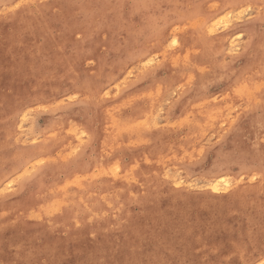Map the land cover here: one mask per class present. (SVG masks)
I'll return each mask as SVG.
<instances>
[{
	"label": "rangeland",
	"instance_id": "1",
	"mask_svg": "<svg viewBox=\"0 0 264 264\" xmlns=\"http://www.w3.org/2000/svg\"><path fill=\"white\" fill-rule=\"evenodd\" d=\"M262 4L0 0V264H264Z\"/></svg>",
	"mask_w": 264,
	"mask_h": 264
},
{
	"label": "bare ground",
	"instance_id": "2",
	"mask_svg": "<svg viewBox=\"0 0 264 264\" xmlns=\"http://www.w3.org/2000/svg\"><path fill=\"white\" fill-rule=\"evenodd\" d=\"M164 1H166V0H164ZM215 1H217V0H215ZM232 1H233V0H232ZM232 1H231V0H223V6H224V7H227V6L230 7L231 4H232V5H233V4H241V3L245 2L246 0H236V1H234V2H232ZM194 3H195V2H194ZM260 3H261V2H260ZM206 4H207V3H206ZM216 5H217V4H216ZM262 5L264 6V4H262ZM195 6H196V5H195ZM204 6H205V3H204ZM188 7H189V6H188ZM196 7H197V6H196ZM207 7H208V6H207ZM251 7H252V5H251ZM197 8H198V7H197ZM252 8H253V7H252ZM53 9H54V8H53ZM195 9H196V8H194V10H195ZM211 9H212V8H211ZM230 9L232 10V8H230ZM255 9H256V8H255ZM259 9H260V8H259ZM173 10H174V9H173ZM234 10H235V9H234ZM245 10H246V8H245ZM53 11H54V10H53ZM58 11H59V10H58ZM177 11H178V10H177ZM168 12H169V11H168ZM197 14H198V13H197ZM242 15H243V14H242ZM238 16L241 17V15H238ZM238 16H237V17H238ZM108 17H109V16H108ZM178 17H179V16H178ZM178 17H177V18H178ZM227 17H228V16H227ZM234 17H235V16H234ZM242 17H243V16H242ZM43 19H44V18H43ZM166 19H167V18H166ZM229 19H230V18H229ZM213 20H215V19H213ZM226 20H227V19H226ZM232 20H233V19H232ZM243 20H244V19H243ZM215 21H216V20H215ZM218 21H219V20H218ZM222 21H223V20H222ZM230 21H231V20H230ZM210 22H211V21H210ZM228 22H229V21H228ZM63 23H64V22H63ZM226 23H227V22H226ZM219 24H220V23H218V22H217V23H214V22H213L212 24H209L210 26L208 25V28H207V29L209 30V33H210V34H216V31L218 30V29H217V25H219ZM227 24H228V23H227ZM230 24H231V22H230ZM193 25H194V24H193ZM99 26H100V25H99ZM107 26H108V25H107ZM167 26H168V25H167ZM100 28H101V27H100ZM106 28H107V27H106ZM115 28H116V27H115ZM154 28H155V27H154ZM154 28H153V29H154ZM162 29H163V28H162ZM216 29H217V30H216ZM106 30H107V29H106ZM112 30H113V29H112ZM113 31H114V30H113ZM156 31H157V30H156ZM159 31L161 32V30H159ZM104 33H105V32H104ZM110 33H112V32H110ZM144 33H145V32H144ZM105 35H106V34H105ZM105 35H104V36H105ZM110 35H111V34H110ZM158 35H159V34H158ZM229 35H231V32H228V33L226 34V36H229ZM129 36H130V35H129ZM149 36H150V34H149ZM155 36H156V35H155ZM246 36H247V35H246ZM44 37H46V36H44ZM95 37L97 38V36H95ZM122 37H123V36H122ZM130 37H131V36H130ZM151 37H152V36H151ZM153 37H154V36H153ZM147 38H148V37H147ZM232 38H233V37H232ZM97 39H98V38H97ZM89 40H90V39H89ZM114 40H115V39H114ZM130 40H131V39H130ZM146 40H149V39H146ZM175 40H176V39H175ZM229 40H230V42L228 41V43H230V45H232V46H230V47L235 48V47H234V44L231 42V38H229ZM91 41H92V40H91ZM97 41H98V40H97ZM132 41H133V40H132ZM142 41H143V40H142ZM142 41H141V42H142ZM173 41H174V40H173ZM176 41H177V40H176ZM232 41H233V40H232ZM145 42H146V41H145ZM145 42H144V43H145ZM90 43H91V42H90ZM137 43H138V42H137ZM93 44H94V43H93ZM95 44H96V43H95ZM161 44H162V43H161ZM161 44H160V47L162 46ZM164 44H165V43H164ZM173 44H174V43H172V45H173ZM176 44H177V43H176ZM217 44H218L219 47H224V46H222L223 43H222L221 41H217ZM217 44H216V45H217ZM90 45H91V44H90ZM138 45H139V44H138ZM174 45H175V44H174ZM110 47H111V46H110ZM215 47H216V46H215ZM230 47H229V48H230ZM115 49H116V47H115ZM148 49H150V48H148ZM163 49H164V48H163ZM219 49L222 50L223 48H222V49L219 48ZM142 50H143V49H142ZM233 50H234V49H233ZM233 50H232V51H233ZM148 51H149V50H148ZM150 51H151V50H150ZM237 51H238V50H237ZM78 52H79V51H78ZM101 52H102V51H101ZM139 52H140V51H139ZM188 52H189V51H188ZM140 53H141V52H140ZM150 53H151V52H150ZM193 53H194V52H193ZM230 53H231V52H230ZM115 54H116V53H115ZM115 54H113V55H115ZM119 54H120V52H119ZM134 54H135V53H134ZM138 54H139V53H138ZM79 55H80V54H79ZM163 55H164V54H163ZM222 55H223V54H222ZM151 56H152V55H151ZM184 56H185V55H184ZM106 57H108V56H106ZM123 57H124V56H123ZM123 57H122V58H123ZM125 57H126V56H125ZM128 57H129V56H128ZM138 57H139V56H138ZM153 57H154V56H153ZM153 57H152L151 59H150V57H149L148 61L151 62V61L153 60ZM226 57H227V56H226ZM226 57H225V58H226ZM122 58H121V59H122ZM131 58H132V56H131ZM136 58H137V57H136ZM146 58H147V57H146ZM165 58H166V57H165ZM188 58H189V57H188ZM188 58H187V59H188ZM126 59H127V57L125 58V60H126ZM133 59H135V58H133ZM140 59H141V58H140ZM226 59H227V58H226ZM66 61H67V60H66ZM119 61H120V60H119ZM139 61H141V60H139ZM158 61H159V60H158ZM248 61H249V60H246V62H248ZM46 63H47V62H46ZM127 63H128V62H127ZM127 63H125V64L127 65ZM195 65H196V64H195ZM129 67H130V66H129ZM63 70H64V69H63ZM207 70H208V69H207ZM109 71H110V70H109ZM126 71H127V70H126ZM107 72H108V71H107ZM70 74H71V73H70ZM106 74H107V73H105L104 76H105ZM126 74H127V73H126ZM193 75H194V74H193ZM69 76H70V75H69ZM71 76H72V75H71ZM76 76H77V75H76ZM109 76H110V75H109ZM52 77H53V76H52ZM55 77H56V76H55ZM79 77H80V76H79ZM127 77H128V76H127ZM127 77H126V78H127ZM83 78H85V76H84ZM52 79H53V78H52ZM85 79H86V78H85ZM120 79H121V78H120ZM191 79H192V78H191ZM53 80H54V79H53ZM69 80H70V79H69ZM55 81H56V80H55ZM76 81H77V80H76ZM82 81H83V80H82ZM54 83H55V82H54ZM121 84L123 85V83H121ZM252 84H253V83H252ZM52 85H53V83H52ZM112 85H113V84H112ZM68 86H69V85H68ZM68 86H67V87H68ZM52 87H53V86H52ZM158 88H159V87H158ZM49 89H50V88H49ZM51 89H52V88H51ZM51 89H50V91H51ZM36 91H37V90H36ZM38 91H39V89H38ZM102 94H103V92H102ZM105 95H106V94H105ZM100 96H101V95H100ZM100 98H101V97H100ZM157 98H158V97H157ZM88 106H89V105H88ZM93 106H94V105H93ZM105 107H106V106H105ZM96 108H98V107H96ZM151 113H152V112H151ZM152 114H153V113H152ZM145 115H146V114H145ZM188 117H189V116H188ZM233 120H234V119H233ZM61 123H62V122H61ZM128 124H129V123H128ZM230 124H231V123H230ZM110 125H112V124H110ZM114 125H115V124H114ZM126 125H127V124H126ZM160 126H161V125H160ZM133 127H134V126H133ZM171 127H172V126H171ZM163 129H164V128H163ZM127 130H128V129H127ZM112 133H113V132H112ZM55 134H56V133H55ZM55 134H54V135H55ZM52 136H53V135H52ZM48 140H49V139H48ZM47 142H48V141H47ZM77 142H78V141H77ZM70 143H71V140H70ZM82 143H83V142H82ZM82 143H81V144H82ZM120 143H121V142H120ZM72 146H73V145H72ZM75 147H76V146H75ZM78 147H79V146H78ZM79 148H80V147H79ZM179 148H180V147H179ZM112 149H113V148H112ZM71 151H72V149H71ZM75 152H76V151H75ZM72 153H73V152H72ZM192 155H193V154H192ZM145 156H146V155H145ZM50 157H52V156H50ZM47 158H48V160H49V157H47ZM47 158H46V159H47ZM162 159H163V158H162ZM52 160H53V159H52ZM55 160H56V159H55ZM38 161H39V160H38ZM40 161H41V160H40ZM53 161H54V160H53ZM150 162H151V161H150ZM159 165H160V164H159ZM31 166H32V165H31ZM82 168H83V167H82ZM50 169H51V168H50ZM48 170H49V169H48ZM51 170H52V169H51ZM44 172H45V171H44ZM40 173H41V172H40ZM42 173H43V172H42ZM166 174H167V173H166ZM38 175H39V174H38ZM165 176H167V175H165ZM172 176H173V175H172ZM121 177H122V176H121ZM175 177H176V176H174L173 179H174ZM223 181H224V180H223ZM13 182H14V181H13ZM173 182H174V181H173ZM221 183H222V182H221ZM228 183H229V182H228ZM9 184H10V183H9ZM11 184H12V183H11ZM5 185H6V184H5ZM7 185H8V184H7ZM65 185H66V184H65ZM175 185H176V183H175ZM219 185H221V184H219ZM222 185H223V184H222ZM166 186H167V185H166ZM193 186H194V185H193ZM217 187H218V186L215 185L214 188H213V190L216 191V190H217ZM221 187H222V186H221ZM227 187H228V186H226V188H227ZM8 188H9V187H8ZM218 189H219V188H218ZM222 189H224V187H223ZM219 190H220V189H219ZM234 190H235V189H234ZM62 191H63V190H62ZM62 191H61V193H62ZM116 191H117V190H116ZM224 191H225V189H224ZM232 192H233V191H232ZM218 193H219V192H218ZM130 194H131V193H130ZM132 194H133V193H132ZM133 195H134V194H133ZM117 196H118V195H117ZM249 196H250V195H249ZM236 198H237V195H236V196H235V195H234V196H231L230 199H229V201L231 202V201H233V200L236 199ZM249 198H250V197H249ZM59 201H60V200H59ZM120 201H121V200H120ZM115 203H116V202H115ZM110 205H111V204H110ZM120 205H122V204H120ZM56 206H57V204H56ZM45 208H46V207H45ZM57 208H58V206H57ZM49 209H50V208H49ZM55 209H56V207H55ZM60 210H61V209H60ZM60 210H59V211H60ZM31 211H32V210H31ZM54 211H55V210H54ZM27 213H30V212H27ZM47 213H49V211H48ZM55 213H56V212H55ZM49 214H51V213H49ZM26 215H28V214H26ZM48 217H49V216H48ZM89 220H91V219H89ZM36 221H37V220H36ZM46 221H48V220H46ZM227 221H228V220H227ZM47 223H48V222H47ZM49 224H50V223H49ZM91 236H92V234H91ZM259 262H260V261H259ZM262 263H263V262H262Z\"/></svg>",
	"mask_w": 264,
	"mask_h": 264
}]
</instances>
